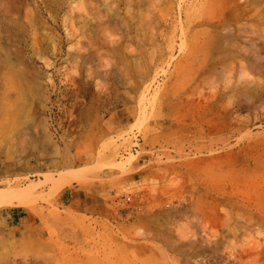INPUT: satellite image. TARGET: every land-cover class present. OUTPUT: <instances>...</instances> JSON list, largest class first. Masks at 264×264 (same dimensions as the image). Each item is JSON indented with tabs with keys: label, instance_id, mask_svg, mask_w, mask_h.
Returning a JSON list of instances; mask_svg holds the SVG:
<instances>
[{
	"label": "rangeland",
	"instance_id": "374dc122",
	"mask_svg": "<svg viewBox=\"0 0 264 264\" xmlns=\"http://www.w3.org/2000/svg\"><path fill=\"white\" fill-rule=\"evenodd\" d=\"M230 1L0 0V106L13 71L36 92L0 157V189L35 185L0 206V264H264V0Z\"/></svg>",
	"mask_w": 264,
	"mask_h": 264
},
{
	"label": "bare ground",
	"instance_id": "6f19581e",
	"mask_svg": "<svg viewBox=\"0 0 264 264\" xmlns=\"http://www.w3.org/2000/svg\"><path fill=\"white\" fill-rule=\"evenodd\" d=\"M232 1V0H231ZM231 1L228 3L230 4ZM233 2V1H232ZM235 2V0H234ZM233 4V3H232ZM237 6H240L239 3H236ZM235 4V5H236ZM91 3L82 1L80 4V11L83 12L81 16L86 21H91L90 13L93 14V9L91 7ZM234 6V5H233ZM81 16H78L80 18ZM76 19V16L71 11V13L67 16H65L64 22V29L66 33V42L68 44H71L72 47L68 50V59H72L76 61L82 53L83 50V42L82 37L85 34V32H82L81 29H78L76 27V24L74 20ZM35 37V36H34ZM38 37V35H37ZM33 39L32 48L34 51V54L36 55H42L43 51L42 48L44 45H42L39 38ZM56 41H54V47L56 46ZM60 40L59 44L60 45ZM114 44V40L112 38V35L110 33L105 32L103 36L102 46L105 49H110L111 45ZM212 44V43H211ZM211 46V45H210ZM112 49V48H111ZM56 50V49H54ZM214 52L212 48L208 49L205 52V58L207 61L211 60ZM13 78L14 81L17 84L18 87V96L16 101L14 102L13 106L3 103L0 106V123L3 122L0 125V157L4 156L5 153L8 154L6 157V160H8L9 163L14 165L11 159L12 150L16 144V139L13 136V129L15 127H23L28 128L30 126V122L32 121L33 112H34V104H35V91H32V89L28 86V84L25 82L24 77L19 71H13ZM8 97H5V99ZM8 99V98H7ZM8 102V101H7ZM39 105H42V102L39 100ZM99 124L93 128V131H99L102 132V137L105 139L106 143L104 144L103 148V154L108 155L111 153L112 148V142H111V132L109 127L104 128H98ZM97 159V154L95 149H93L92 154L89 155V161L94 162ZM67 160V159H66ZM64 160V163L67 161ZM69 160V159H68ZM21 163V161H19ZM16 166V165H15ZM68 186V182L66 180H60L56 182V187L58 189H62L64 187ZM35 185H29L28 187L24 189H0V206H26L28 205V201L31 199V195L34 193ZM262 224L264 226V222L262 220Z\"/></svg>",
	"mask_w": 264,
	"mask_h": 264
},
{
	"label": "crops",
	"instance_id": "0c3cea01",
	"mask_svg": "<svg viewBox=\"0 0 264 264\" xmlns=\"http://www.w3.org/2000/svg\"><path fill=\"white\" fill-rule=\"evenodd\" d=\"M73 195H76L73 191L65 189L60 192L59 199L62 202H68L69 198L73 197ZM24 215L25 212L22 210L11 209L7 212H4L2 214V218L8 224L9 227L16 228L17 226H19L20 221L24 218Z\"/></svg>",
	"mask_w": 264,
	"mask_h": 264
}]
</instances>
